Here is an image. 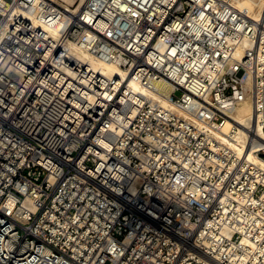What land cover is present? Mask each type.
<instances>
[{"label": "built area", "instance_id": "2783aa9c", "mask_svg": "<svg viewBox=\"0 0 264 264\" xmlns=\"http://www.w3.org/2000/svg\"><path fill=\"white\" fill-rule=\"evenodd\" d=\"M256 1L0 0V264H264V169L211 134L249 100L264 158Z\"/></svg>", "mask_w": 264, "mask_h": 264}, {"label": "bare ground", "instance_id": "6f19581e", "mask_svg": "<svg viewBox=\"0 0 264 264\" xmlns=\"http://www.w3.org/2000/svg\"><path fill=\"white\" fill-rule=\"evenodd\" d=\"M65 4H72L74 0H62ZM253 2L259 3L256 0H244V3L251 7L253 5ZM19 18L29 19L31 22H33V17L28 15L27 13H24L22 11H19ZM44 29L48 34H53L54 29L48 26L43 25ZM77 54H79V57L84 60H91L94 67L99 68L101 72L109 77L114 78H123L124 77V71L119 69L117 66L112 65L110 62H104L101 60H96V58H93L85 51H77ZM133 90H137L142 92L144 95L153 98L157 100V102L160 103L162 108H165V110L169 112H177L180 115L185 116L189 122L192 124H195L197 126H201L200 123L193 120L191 117H187V115L178 110L176 106L164 99H159L157 97H154L151 93H148L144 90L138 89L136 85H132ZM156 87H162V84L158 83L156 84ZM167 93H169L167 91ZM232 118L234 120V123H227L223 126L222 132L220 133H211L213 137L217 138L221 142H223L228 149L230 150V153L236 154V156H241L243 159H247L248 162L256 165L257 167L264 169V158H261L258 153H256L260 148L262 147L261 142L259 139H257L256 136H261V132L259 130V125L257 128L255 127V117L254 112L252 109V105L249 100H244L233 112ZM195 122V123H194ZM251 128V134L247 132V129Z\"/></svg>", "mask_w": 264, "mask_h": 264}]
</instances>
